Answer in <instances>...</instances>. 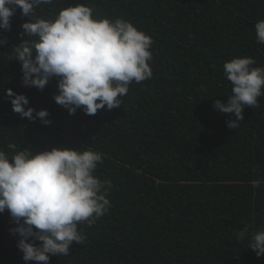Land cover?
Wrapping results in <instances>:
<instances>
[{"label":"trees","instance_id":"trees-1","mask_svg":"<svg viewBox=\"0 0 264 264\" xmlns=\"http://www.w3.org/2000/svg\"><path fill=\"white\" fill-rule=\"evenodd\" d=\"M75 4L150 35L153 76L133 81L119 107L70 115L53 98L58 78L42 91L25 86L11 57L22 38L38 39L21 35L29 17L17 7L10 30L0 29V150L90 148L103 154L94 175L112 184L108 212L78 226L85 242L49 264H264L248 245L264 229V95L258 107L245 106L236 129L213 107L232 95L225 62L251 56L264 66L254 27L264 0H54L36 18ZM8 88L28 97L25 107L47 109L50 123L15 113ZM15 227L7 209L0 213V264H43L23 260Z\"/></svg>","mask_w":264,"mask_h":264},{"label":"clouds","instance_id":"clouds-1","mask_svg":"<svg viewBox=\"0 0 264 264\" xmlns=\"http://www.w3.org/2000/svg\"><path fill=\"white\" fill-rule=\"evenodd\" d=\"M54 0H0V29L10 30V19L19 7L29 20L22 24L28 37L12 50V58L21 64L22 83L43 90L49 80L58 78L57 104L70 115L78 108L87 115L98 110L121 106L129 85L152 78L153 40L130 21L117 18L97 19L85 4L61 8L54 19L36 18L41 5ZM256 42L264 44V20L255 25ZM0 39V45L6 44ZM251 56L234 57L223 65L232 84V95L226 101L216 99L214 109L230 114L226 126L239 127L245 106L258 107L264 95V66H255ZM12 110L35 121L49 124L47 109L36 110L28 97L6 89ZM0 150V213L6 209L17 227L18 249L25 262L49 264L50 255L68 256L73 242L83 244L86 236L78 227L91 226L108 212L107 193L111 181L94 175L103 154L86 148L53 147L32 152ZM248 228L238 233L243 240ZM36 241L41 243L37 244ZM257 256L264 255V229L251 234L249 244Z\"/></svg>","mask_w":264,"mask_h":264}]
</instances>
